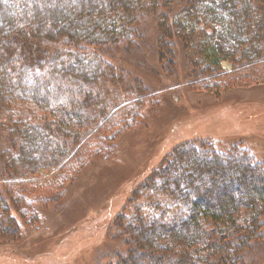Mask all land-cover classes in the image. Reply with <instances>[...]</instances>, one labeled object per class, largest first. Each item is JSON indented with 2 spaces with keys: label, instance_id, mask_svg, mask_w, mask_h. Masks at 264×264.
I'll use <instances>...</instances> for the list:
<instances>
[{
  "label": "trees",
  "instance_id": "obj_1",
  "mask_svg": "<svg viewBox=\"0 0 264 264\" xmlns=\"http://www.w3.org/2000/svg\"><path fill=\"white\" fill-rule=\"evenodd\" d=\"M160 8L178 13L160 17L158 57L172 66L181 52L196 84H223V62L235 74L264 68V0H0L5 183L18 169L37 177L110 149L108 128L127 124L115 117L133 90L108 73L104 53L134 47L139 23ZM135 193L132 213L116 218L130 240L115 264H241L264 241V166L240 146L182 141ZM4 195L0 185V230L15 222Z\"/></svg>",
  "mask_w": 264,
  "mask_h": 264
},
{
  "label": "rangeland",
  "instance_id": "obj_2",
  "mask_svg": "<svg viewBox=\"0 0 264 264\" xmlns=\"http://www.w3.org/2000/svg\"><path fill=\"white\" fill-rule=\"evenodd\" d=\"M176 9L148 12L137 27L134 47L104 53L108 73L133 90L121 96L127 107L115 115L117 121L127 117V124L108 128V134L117 135L109 150L80 165L73 161L42 169L37 177L22 179L18 169L16 180L5 183L1 151L7 141L0 134V185L15 219L0 230V264H115L130 240L116 218L132 213L139 184L182 141L203 142L220 153L240 146L264 166V68L243 76L223 62V84L206 88L193 81L197 68L181 52L175 64H165L158 57V23L163 13L176 17ZM241 264H264V241Z\"/></svg>",
  "mask_w": 264,
  "mask_h": 264
}]
</instances>
